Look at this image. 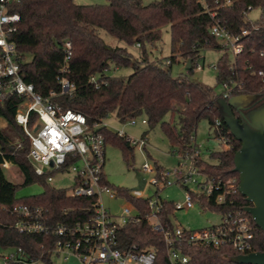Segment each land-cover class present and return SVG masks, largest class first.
I'll return each instance as SVG.
<instances>
[{
    "label": "trees",
    "instance_id": "obj_1",
    "mask_svg": "<svg viewBox=\"0 0 264 264\" xmlns=\"http://www.w3.org/2000/svg\"><path fill=\"white\" fill-rule=\"evenodd\" d=\"M217 12L221 24L232 34L249 30L241 40L242 51L232 57L218 39L211 34L212 19L206 11L203 0H159L145 4L144 0H108L106 4L80 5L74 0H19L14 2L12 12L21 15L17 30L11 35L20 54L21 74L35 86L42 95L55 91V101L61 107L70 108L85 114L88 120L99 122L111 114L126 123L132 118L145 116L150 128L161 124L162 130L170 141L177 146V152L191 151L190 137L197 132L201 120L206 119L211 127L216 120L221 121L215 129V136H225L230 148L214 151L209 159L199 158L198 165L214 179H228L239 173L234 170L235 153L241 142L231 133L224 121L222 107L213 88L202 82L192 80L202 49H219L223 53L216 64L217 82H239L241 89L234 95L247 94L252 100L247 105L251 110L264 105V81L258 74L264 71V0H206ZM252 9H260L256 21L249 19ZM170 27L172 63L152 60L149 46H157L162 40V29ZM258 27L255 29V27ZM125 42L127 45L140 43L141 55L134 58L126 46H112L101 36V32ZM70 41L72 54L69 69L61 73L64 64V44ZM184 58L185 64L191 59L185 76L174 77L172 64L177 54ZM28 55L31 57L28 59ZM111 65L128 67L133 72L127 77L108 76L106 71ZM93 75L99 76L98 84L90 81ZM66 76L75 84L72 95L60 94L59 77ZM23 97L7 96L0 102V248L22 247L32 256L48 259V234H27L19 232L14 224L18 217L11 212L17 204L31 207L40 206L51 216V221H62L71 217L80 218V211L93 204L92 198H74L67 189L52 186L46 176L35 173L29 159L31 143L22 125L16 121V113ZM171 113L176 123L166 120ZM239 117V112H235ZM32 120L34 116L32 115ZM106 144L118 145L124 159L129 163L134 156L135 147L127 134L120 135L108 127L100 129ZM175 151V153H177ZM5 161L13 163L23 174L21 184L11 181L2 165ZM158 169L164 168L156 165ZM40 182L42 193L18 198L20 186ZM127 195L128 189L117 187ZM203 204L210 210L224 212L242 206L253 205L237 191L231 196L233 204L217 205L214 196H202ZM135 204L139 200L133 199ZM143 203V202H142ZM145 205V204H144ZM67 209L68 213L63 214ZM175 211L173 201L163 202L161 217L171 223ZM251 218V214L247 213ZM255 229L253 245L256 251H264V231L252 219ZM118 246L128 247L138 244L142 248L157 251L155 264H169L162 235L153 230L147 221L130 222L121 228L117 235ZM185 252L190 256L189 264H241L236 253L230 248H217L202 244H186Z\"/></svg>",
    "mask_w": 264,
    "mask_h": 264
},
{
    "label": "built area",
    "instance_id": "obj_2",
    "mask_svg": "<svg viewBox=\"0 0 264 264\" xmlns=\"http://www.w3.org/2000/svg\"><path fill=\"white\" fill-rule=\"evenodd\" d=\"M19 0H0V102L7 96H20V103L16 113V121L22 125L25 134L30 139L31 149L29 159L39 176H46L51 184L55 173H71L73 183L68 187L67 194L74 198H92L93 204L80 211V218L67 216L65 220L53 222L48 210L40 206L31 207L26 204H17L11 208L18 219L15 228L21 233L48 234V243L55 238L51 247H48V259L32 256L24 248H0V264H155L157 251L154 248H142L138 244L128 247L118 246V232L130 222L147 221L153 230L159 232L164 240L165 251L169 264H189L190 256L185 252L186 244H202L217 248H230L239 255L256 252L253 239L255 229L246 207L217 212L221 216L219 223L202 229H187L173 223L164 222L161 217L163 202L167 199L161 191L170 185H177L185 191L182 202H174L175 211L193 208L197 203L204 210H210L208 204H203L201 197L214 196L217 205H224L231 196L239 191V178L214 179L207 175L198 165L202 157L201 146L196 143V136L190 137L191 151L177 152L179 164L172 169L160 170L157 166L145 162L140 173H152L153 179H146L143 189L127 191L122 194L117 187L108 183L104 174L106 163V138L102 131L108 127L106 119L91 123L82 112L63 108L55 101L57 93L51 91L49 95H42L35 90V86L27 82L21 74L20 54L11 35L17 30L21 21L18 12H12L14 2ZM206 11L210 14L212 23L210 32L214 35L232 57H236L242 49L241 40L249 30L243 29L240 34L232 32L223 26L217 18V12L206 0H203ZM230 4V0L227 1ZM248 9H252L251 6ZM258 27L256 26L255 29ZM140 47V43L136 44ZM64 64L61 73L69 69L72 54V44H64ZM167 65L172 63L171 57L162 59ZM197 63L195 69H200ZM216 68V65H215ZM258 74L264 81V71ZM90 81L98 84L99 76L93 75ZM60 94L72 95L75 84L66 76L59 77ZM222 98L229 99L241 83L225 82ZM32 115L34 119L32 120ZM129 122L137 123V117ZM143 123H147L144 116ZM221 121L216 120L211 127L214 138L230 148L227 138L223 135L215 136V129L220 128ZM120 135L127 134L118 131ZM132 145L143 154L148 145L146 134L141 137H130ZM8 161L2 165L8 167ZM153 185L156 187L153 196H144L143 192ZM104 196L111 199H121L124 204L120 214H113L111 209L104 205ZM133 199L139 200L138 204ZM143 202V203H142ZM145 204V205H144ZM174 211V212H175ZM212 211V210H210ZM63 214H67L64 209ZM252 216V215H251ZM154 219V222H151ZM254 220V219H253ZM50 239V240H49Z\"/></svg>",
    "mask_w": 264,
    "mask_h": 264
},
{
    "label": "rangeland",
    "instance_id": "obj_3",
    "mask_svg": "<svg viewBox=\"0 0 264 264\" xmlns=\"http://www.w3.org/2000/svg\"><path fill=\"white\" fill-rule=\"evenodd\" d=\"M159 0H144L145 4ZM75 3L80 5L88 4H106L108 0H74ZM261 11L256 8L250 11L248 17L252 21H256L260 17ZM101 36L105 41L112 46H126L132 53L134 58H139L141 55V49L136 44L127 45L125 42L118 40L117 38L107 34L105 31L101 32ZM149 50L152 51L151 59L157 60L166 57H170L171 53V36L170 27L165 26L162 29V40L158 42L157 46H149ZM222 51L219 49L205 48L201 50L198 60L200 69H195L194 74L190 76L192 80L199 81L213 88L214 93L218 96V100L222 98L223 85L217 82V69L215 65L218 59L222 55ZM31 57L28 55V59ZM133 72V69L128 67H116L111 65L110 69L106 71L108 76L127 77ZM172 74L174 77L185 76L187 74L186 64L184 58L178 53L177 61L172 64ZM144 116L137 117V123L131 124L129 121L121 123L115 115L111 114L106 123L113 131H124L130 137H141L146 134L148 137V145L144 151V154L136 148L134 150V156L130 158L129 163L124 159L122 149L118 145L108 143L106 146V163L104 165V174L108 183L114 187H121L132 190L137 184L138 180L136 172L141 170L145 162H149L150 165H159L164 169H172L179 164V157L177 152V146L174 145L170 139L165 135L162 130L161 124H157L153 128L149 127L148 123H143ZM2 123L6 125V122L1 118ZM4 120V121H3ZM166 120L172 124L177 125L176 117L169 113L166 116ZM2 124V125H3ZM196 136V143L201 146L202 157L205 160L212 161L209 156L212 152L225 149L227 145L222 143L218 139L214 138L206 119L200 121ZM7 177L18 184L23 182V174L16 165L10 163V165L4 169ZM146 179H153L152 173L144 172ZM73 183V176L71 173H55L54 179L51 182L52 186L57 188L68 187ZM44 186L40 182H35L27 186H20L17 191L18 198H25L42 193ZM156 187L148 185L143 192L144 196H153L155 194ZM161 195L167 200L174 202H182L185 198V191L177 186L170 185L165 187L161 191ZM124 201L121 199H111L108 196H104V205L111 209L113 214H120L121 207ZM221 216L210 210H204L195 204L193 208L176 210L172 216L173 223L178 226L187 229H202L219 223ZM154 222V219H151ZM1 252V250H0Z\"/></svg>",
    "mask_w": 264,
    "mask_h": 264
},
{
    "label": "water",
    "instance_id": "obj_4",
    "mask_svg": "<svg viewBox=\"0 0 264 264\" xmlns=\"http://www.w3.org/2000/svg\"><path fill=\"white\" fill-rule=\"evenodd\" d=\"M188 59L186 68H190ZM252 96L239 94L229 99L221 98L224 121L234 137L241 142L235 153L234 170L239 173V191L253 203L246 207L256 224L264 231V105L247 110ZM239 112V117L235 112ZM138 184L135 189H143L146 179L136 172ZM241 264H264V251H256L236 257Z\"/></svg>",
    "mask_w": 264,
    "mask_h": 264
},
{
    "label": "crops",
    "instance_id": "obj_5",
    "mask_svg": "<svg viewBox=\"0 0 264 264\" xmlns=\"http://www.w3.org/2000/svg\"><path fill=\"white\" fill-rule=\"evenodd\" d=\"M4 121V120H3ZM6 122V121H5ZM0 124H1V126H5V123L3 124L2 123V120H0ZM3 124V125H2ZM8 165H10V163H8Z\"/></svg>",
    "mask_w": 264,
    "mask_h": 264
}]
</instances>
